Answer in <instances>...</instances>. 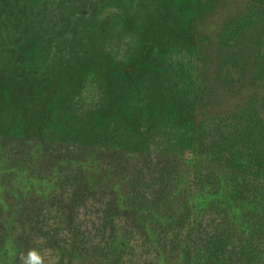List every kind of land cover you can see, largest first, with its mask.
<instances>
[{
    "label": "trees",
    "instance_id": "obj_1",
    "mask_svg": "<svg viewBox=\"0 0 264 264\" xmlns=\"http://www.w3.org/2000/svg\"><path fill=\"white\" fill-rule=\"evenodd\" d=\"M17 1L28 5L30 19L40 25L38 36L29 35L28 40H23L30 49L22 53L26 65L32 66L37 76L40 72L53 76L83 54L84 48L74 55L84 42L81 33L91 30L92 16L97 9L102 11L95 29L100 37L97 36L99 44L92 47L93 54L107 52L104 56L117 63L118 71L119 66L132 62L140 42L138 34L143 29L127 41L115 40L111 48L104 46L107 35L103 33L121 35L132 12L137 15L138 23L146 26L151 15L154 22L166 23L174 34L189 33L193 26L199 29L193 43L179 46L165 41V49L155 59L164 77L162 81L173 86L179 101L193 108L189 119L180 121L174 130L162 132L161 145L152 146L147 142L131 151L111 149L110 145L96 149L83 145L80 155L83 159L80 158L82 161L79 160L73 172L76 176L72 177L67 169L73 171V155L61 147L64 146L62 139L56 140L57 149H51L47 138L38 140L40 146H33L11 135L8 141L0 140V158L7 162L8 172L12 173L9 166L19 163L30 180L41 174H49L52 181L62 180L64 192L73 188L75 199L71 198V203L79 201L90 190L110 191L109 208L119 203L120 207L127 206L133 211L137 221L152 219L160 226L179 225L188 210L193 209L197 225L181 251L194 258L193 264H264V6L257 0L249 2L241 12L226 17L211 37L202 25L218 13L226 0ZM39 13L44 16L41 20ZM2 23L0 17V50L6 45L7 37ZM54 29L56 34L52 32ZM14 49L19 54L18 47ZM64 51L68 53L66 57L62 56ZM91 89H96L95 101L91 103L98 107L103 98L101 89ZM69 103L63 100L61 108L66 109ZM132 106L144 108L141 103ZM113 123L106 120L99 127L102 140L113 139L119 128ZM94 155L103 159L104 166L88 173L91 166L86 167L83 160ZM31 157L39 163L32 170L24 166L30 164ZM120 157L125 158L124 163ZM113 162L115 180L107 169ZM60 164L66 168L56 169ZM105 171L107 182L100 185L99 178L105 177ZM9 186L11 181L6 188L7 200L0 202L1 247L5 246L6 222L24 213L21 200L15 199L13 207L10 205L13 191L16 193L17 189ZM135 194L142 199L136 200ZM28 222L31 230L37 228L33 217ZM210 224L214 235L205 241L200 231L204 232ZM164 233L161 231L159 238ZM172 244L176 249V244ZM124 245L122 237L114 238L100 247L99 258L109 262L118 260Z\"/></svg>",
    "mask_w": 264,
    "mask_h": 264
},
{
    "label": "rangeland",
    "instance_id": "obj_2",
    "mask_svg": "<svg viewBox=\"0 0 264 264\" xmlns=\"http://www.w3.org/2000/svg\"><path fill=\"white\" fill-rule=\"evenodd\" d=\"M257 1L264 6V0ZM249 2L253 0H226L222 4L225 7H220L218 15L202 25L203 31L214 37L222 21L241 12ZM22 4L17 0H0L3 32L7 34L6 45L0 50V140L8 141V137L14 135L21 143L24 141L25 144L40 146L38 140L47 138L51 149H57L56 140L62 139L64 146L61 147L73 155L74 160L71 165L73 171L67 169V172L75 177L76 173L73 172L76 165L82 161L81 146L96 149L110 145L111 149L127 151L140 149L147 142L159 146L164 141L163 131L174 130L180 121L189 119L193 114V108L188 103L177 99L173 86L162 81L164 77L155 59L165 49V41L179 46L186 42L193 43L197 39L198 27L193 26L189 33L174 34L166 23L154 22L151 15L146 26L138 23L137 15L132 12L121 35L109 31L103 33L107 35L104 46L111 48L115 40L127 41L143 29V33L138 34L140 42L132 62L119 66L121 70L118 71L115 67L117 63L105 57L107 52L102 51L96 56L93 54L92 47L99 44L97 36L100 37L95 29L102 11L97 9L96 15L92 16L91 30L87 34L81 33L84 42L74 53L80 54L84 48L83 54L76 56L73 63L64 65L53 76L45 72L37 76L33 74V67L26 65L22 53L30 49L23 40H28L31 35L38 36L37 28L40 29V25L30 19L28 5ZM67 14L65 12L64 17ZM38 15L39 20L44 18L42 13ZM56 31L54 29L52 32L56 34ZM15 47H18L19 54L15 52ZM70 50L73 51V48ZM67 54L64 51L62 56L66 57ZM114 73H118V76ZM142 81L144 84L140 83ZM91 85L99 87L103 95L98 107L91 103L95 101L96 94V89H91ZM63 100L71 102L66 109L61 108ZM83 103L86 109L82 108ZM138 103L143 104L144 108L132 106ZM106 120L113 121V125L119 127L109 142L100 138L102 128L99 127H103ZM98 156L84 157L87 159L83 160L85 166H91L88 173H92L94 168L95 172L98 168L101 170L104 166L103 159ZM129 159L132 160L131 157ZM37 160L31 157L30 164L24 166L32 170L39 164ZM6 163L0 158V202L7 200L6 188L11 181L9 189L15 186L17 191H13L14 199L11 197L10 205L15 199L21 200L24 213L12 217L5 224L6 238L5 246H0V264H193L194 258L181 252L189 241V233L197 225L193 209L188 210L179 225L160 226L152 219L137 221L135 213L127 206L121 208L119 203L113 208L107 206L110 191L90 190L79 201L71 203V198L75 199L73 188L64 192L62 180L52 181L49 174L31 177L30 180L29 176L23 174L22 164L19 163L9 166L10 174ZM113 165L114 162L107 165V169L115 180L116 166ZM65 168L64 164H60L56 169L60 171ZM104 176L99 178L100 185L107 182L106 171ZM115 198L118 196L115 195ZM151 209L155 211L154 207ZM30 217L38 223L35 230L30 229ZM24 229L26 233H23ZM213 229L210 224L204 232L200 231V236H204L205 241L210 239L214 235ZM161 231L165 233L159 238ZM26 234L27 237L24 236ZM116 237H122L125 241L120 258L113 262L99 258L100 247ZM172 243L176 244V249H173Z\"/></svg>",
    "mask_w": 264,
    "mask_h": 264
},
{
    "label": "clouds",
    "instance_id": "obj_3",
    "mask_svg": "<svg viewBox=\"0 0 264 264\" xmlns=\"http://www.w3.org/2000/svg\"><path fill=\"white\" fill-rule=\"evenodd\" d=\"M37 260H38V258H37Z\"/></svg>",
    "mask_w": 264,
    "mask_h": 264
}]
</instances>
